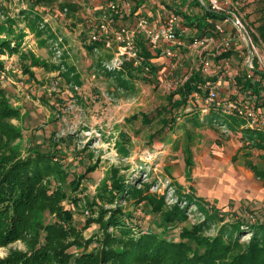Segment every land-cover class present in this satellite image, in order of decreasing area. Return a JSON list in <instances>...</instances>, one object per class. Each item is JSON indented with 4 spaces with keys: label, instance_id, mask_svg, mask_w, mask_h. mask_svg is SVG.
<instances>
[{
    "label": "rangeland",
    "instance_id": "obj_1",
    "mask_svg": "<svg viewBox=\"0 0 264 264\" xmlns=\"http://www.w3.org/2000/svg\"><path fill=\"white\" fill-rule=\"evenodd\" d=\"M72 1L0 0V26L3 27L0 38L15 39L21 32L24 34L19 52L2 55L5 69L0 70V82L11 105L20 111L12 122L21 135L5 151L11 152L10 161L38 151L55 157L62 171L50 178L51 191L60 189L72 197L62 205L72 212L74 224L83 230L86 238L102 233L100 225L92 221L99 211L118 205L131 214L143 232L162 230L159 226L164 224L163 212L152 211L150 204L136 205L134 199L107 202L106 189L118 177L145 189L146 194L157 200H164V211L175 204L186 206L182 195L191 194L204 197L206 207L217 210L225 222L236 218L243 219L245 224L264 222V182L247 165L249 160L261 165L264 150L249 148L240 129L205 119L213 107L226 106L230 112H239L231 109V101L239 107L252 104L237 81L244 75L251 78L250 70L256 67L264 70V45H252L255 47L252 59L250 49L244 50L241 56L227 50L224 54L229 55L225 58L216 51L223 41L220 32L213 27L209 37L212 39L206 41L209 28L201 30L197 37L193 27H200L189 26L187 21L190 29L185 34L191 42L186 50L172 58L166 56L163 42L154 47L145 37L155 52L161 51L164 55L155 63L154 77L134 70L131 82L119 75L121 68L118 67L129 60L116 54L114 36L121 25L134 27L136 24L121 22L122 15H115L114 21L103 22L101 14L94 16L95 8L87 1L86 5ZM255 1L229 0L250 37L256 32L260 16L255 12ZM184 2L180 0L179 4L185 5ZM64 3H71L73 7H64ZM182 5L178 10L171 6L176 14L165 18L175 22L176 30L179 19L187 14ZM191 15L188 14L190 21H196ZM142 17L156 27L155 19ZM165 21L158 25L162 26ZM102 24V32L93 40L92 32ZM236 32V46L245 43L241 33ZM92 42L103 45L90 51ZM213 44L215 47L211 49ZM111 54L113 58L109 59ZM258 56L262 61L257 60ZM249 60H253L252 66L247 65ZM141 61L135 66H140ZM206 61L211 64L208 71H204ZM110 70L118 73H109ZM202 71L203 77L218 78L207 86L209 93L216 91L219 103H208L209 93L203 99L201 93L195 92L181 106H175L182 98L177 91L189 77ZM145 76L148 81L143 80ZM131 84L135 89L130 88ZM194 108L202 113V124L196 125L188 117L187 112ZM246 118L249 126L264 128L260 121ZM167 119L171 120V126H165ZM6 153H0V159ZM92 166L95 169L86 173ZM74 179L81 182L76 192L70 185ZM186 212L188 221L167 236L179 238L183 226L205 222V215L195 206L189 205ZM41 216L46 224L58 220L49 210ZM63 224L67 226L66 222ZM222 224L221 219L211 221L204 226V234H217ZM250 234L245 231L242 240H247ZM95 245L97 242L90 248ZM13 249L27 250L26 241L17 240L0 247V257H6Z\"/></svg>",
    "mask_w": 264,
    "mask_h": 264
},
{
    "label": "trees",
    "instance_id": "obj_2",
    "mask_svg": "<svg viewBox=\"0 0 264 264\" xmlns=\"http://www.w3.org/2000/svg\"><path fill=\"white\" fill-rule=\"evenodd\" d=\"M35 1L37 3L54 0ZM134 1L137 7L133 14L141 16L137 13L140 1ZM193 1L195 5L203 7L204 14L202 17L193 16L196 21H190L191 17L186 14L189 26L196 24L201 30L207 27L211 30L214 24L209 22V17L219 20L230 18L223 12L208 9L201 0ZM254 4L255 12L260 16L256 32L251 38L254 44L264 45V0H256ZM62 6L73 7L71 3H64ZM177 8L175 7L176 10ZM0 27L1 33L3 27ZM23 35L21 32L15 39L0 38V70L5 69L2 55L7 52L12 54L19 52ZM136 43L139 49L138 57L142 60L140 66H135V61H125L119 70V75L127 77L126 79L131 82L133 81L130 76L134 75V70L145 74L148 72L154 77L157 69L155 63L164 55L161 51L155 52L143 35H138ZM102 45L99 42H92L88 49L94 51ZM224 53L221 55L228 57L229 54ZM112 58L111 54L109 59ZM109 73L118 72L110 70ZM202 74L203 71L193 74L182 85L177 91L182 98L175 106H181L186 102L187 97L195 92L201 93L203 99L206 98L209 93L207 84L211 81L217 82L218 78L203 77ZM250 75L251 78L246 75L240 76L237 83L241 86L247 101L258 108H264V70L256 67L250 70ZM147 76L143 78L144 81H148ZM122 85L127 86V83L123 82ZM130 88L135 89L133 85ZM210 109L211 118L208 116L206 120H217L232 129H240L243 138L248 140L249 148L264 150V128L249 126V121L244 115L236 111L230 112L226 106L221 109L215 107ZM19 112L18 108L11 105L7 91L0 82L1 154L9 151L13 142L21 135L12 122L13 118L19 116ZM187 114L196 125L203 123L200 122L202 113L195 108ZM145 119L148 120L149 117L145 116ZM164 121L165 126L172 125L171 120ZM6 154L0 159V247L17 240H25L27 250H11L6 257H0V264H264V222L245 224L240 218L225 222L224 218H219L217 210H209L206 207L207 200L204 197L191 194L182 195L186 198V206L175 204L164 211L166 205L164 200H157L151 194H146L145 189L138 188L123 177L116 178L111 187H107L104 194L107 202L134 199L136 205L150 204L149 209L152 211L163 212L164 224L159 226L162 230L143 232L138 227L139 224L131 219V214L118 205L103 207L99 211L92 221L100 225L102 233L86 238L83 230L74 224L72 212L62 205L65 199L72 197L60 189L51 191L50 178L62 171V165L55 160V157L50 153L38 151L27 157H16L10 161L11 152ZM260 163L261 165L249 160L247 165L264 182V156ZM94 169L95 166H92L86 173ZM85 176L86 174L81 179ZM80 183V179L71 182L73 192L79 189ZM189 205L195 206L205 215V222L192 227L183 226L179 238L173 235L167 236L172 229L188 221L186 209ZM46 210L56 214L58 220L47 224L43 222L41 215ZM217 219L223 222L217 234L205 235L204 226ZM65 222L67 226L63 224ZM245 231L251 234L243 241L241 235ZM94 242H97V245L90 248ZM72 248H75V251H72Z\"/></svg>",
    "mask_w": 264,
    "mask_h": 264
},
{
    "label": "built area",
    "instance_id": "obj_3",
    "mask_svg": "<svg viewBox=\"0 0 264 264\" xmlns=\"http://www.w3.org/2000/svg\"><path fill=\"white\" fill-rule=\"evenodd\" d=\"M202 3L208 8L216 12H223L230 16L229 20H233L234 25L241 31L244 39L254 46V42L252 38L247 33L244 23L240 17V15L232 8L229 7V2L226 0H207V2L202 1ZM130 9V6H129ZM101 16L105 19L104 21H114L113 17L115 15H122V10L119 4L111 0L101 10ZM102 22V21H101ZM134 27H129V25H121L119 29L115 30L114 40L117 43V52L118 56L125 58L129 61H135L134 64L137 65L140 58L138 57V45L136 43V38L138 35H144L151 44L156 47L159 46L162 42V47L164 48V52L167 57L172 58L176 56V45H183V40L178 36V31L176 30L175 22L173 20H166L162 26L152 27L147 19L142 16L138 17V20L135 23ZM102 28H104V24L97 31L92 32V39L96 40L98 38L99 33L102 32ZM185 32V30H184ZM244 32L247 34V37L244 35ZM206 41H209L210 38H205ZM197 42V40L195 41ZM234 40L230 37H224L222 41L223 50H230L233 48ZM253 55H254V48ZM257 60L262 61L261 56L257 57ZM204 67V71H208L210 68L209 61H206ZM252 66L253 60H249L248 64ZM120 68V67H118ZM251 76V75H250ZM208 103L214 104L215 101L218 102V95L216 91L211 90L209 96L207 98ZM229 102V106L231 109H237L241 114H244L249 119L254 122H261L264 124V108H258L253 106L251 103H247L245 107H239ZM230 109V108H229Z\"/></svg>",
    "mask_w": 264,
    "mask_h": 264
},
{
    "label": "crops",
    "instance_id": "obj_4",
    "mask_svg": "<svg viewBox=\"0 0 264 264\" xmlns=\"http://www.w3.org/2000/svg\"><path fill=\"white\" fill-rule=\"evenodd\" d=\"M86 1L89 3L90 6L94 7L95 9L93 10L94 12V16H99V14H101V9L104 7V5H106L109 1L111 0H73L72 3H80L82 5H86ZM116 1L119 6L122 8V18L120 19L121 22H126L129 24H135L136 21L138 20L139 16H136V14H133V11L136 10L135 8L137 7V3L134 0H114ZM140 1V6L139 9L137 10V13H140L141 16H146V17H150L155 19L156 21H154L156 24V27H158L160 24V22L165 21L166 19V15H170V14H174L173 10L171 9V6H175L180 7L182 4H179L180 0H138ZM188 1V2H187ZM227 2H229V0H226ZM250 1V0H247ZM187 2V3H186ZM186 2H184L185 5H182L184 8V11L187 14H192L191 16H198V17H202L204 14V9L202 6H198L195 5L196 7L192 6L193 0H186ZM130 6V9H129ZM192 7L193 9H195L193 12H190L189 8ZM202 7V8H200ZM229 7H231V5L229 4ZM170 8V10H169ZM188 11V12H187ZM89 13V11H88ZM85 15V14H84ZM186 14H184V18L179 19L178 24H177V31H178V36L183 40L184 44L183 45H176L174 48L178 52H182L184 50H186L188 48V45L190 44L191 40L186 39V31L188 30V26L186 25L187 22V18L185 16ZM165 19V20H164ZM209 22H212L214 24V31H218L220 32L221 36L224 37H230L233 40L236 39L235 34H237L236 30L239 31V29L234 25L233 20H229V19H225V20H219V19H213V18H208ZM177 21V20H176ZM185 26V27H184ZM187 28V29H186ZM195 30V32L193 33L194 36H199L201 35L202 31L201 29H197L195 27H193ZM190 29V28H189ZM185 30V32H184ZM212 28L211 30L208 31V33H206L205 37H212L211 33H212ZM241 33V31H239ZM241 36L242 33L240 34ZM212 39V38H211ZM210 39V40H211ZM244 39V38H243ZM198 40V39H196ZM194 40V41H196ZM245 43L240 42V45L236 46V43L233 42V48L231 50L235 51V54L238 56H241V53H244V50H249V46L247 41L244 39ZM211 42V41H210ZM212 43V42H211ZM193 46V45H191ZM211 49H214L215 45L213 44L211 46ZM217 53L219 55H221L224 52H227V50H223L222 45L219 46L217 45ZM211 54H215V53H211ZM223 63V62H222ZM224 64V63H223ZM213 65V64H212ZM213 68H215L213 66ZM218 72V71H217ZM220 73V72H219ZM221 78L223 77L222 74Z\"/></svg>",
    "mask_w": 264,
    "mask_h": 264
},
{
    "label": "water",
    "instance_id": "obj_5",
    "mask_svg": "<svg viewBox=\"0 0 264 264\" xmlns=\"http://www.w3.org/2000/svg\"><path fill=\"white\" fill-rule=\"evenodd\" d=\"M244 35L247 37V34L245 32H244ZM248 46H249L250 51H251L250 59H252L253 49H252V45L249 42H248Z\"/></svg>",
    "mask_w": 264,
    "mask_h": 264
}]
</instances>
